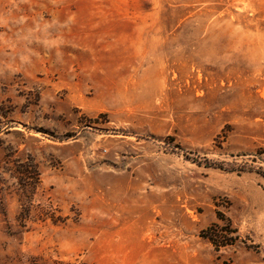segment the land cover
I'll use <instances>...</instances> for the list:
<instances>
[{
  "label": "rangeland",
  "instance_id": "374dc122",
  "mask_svg": "<svg viewBox=\"0 0 264 264\" xmlns=\"http://www.w3.org/2000/svg\"><path fill=\"white\" fill-rule=\"evenodd\" d=\"M261 174L264 0H0V264H264Z\"/></svg>",
  "mask_w": 264,
  "mask_h": 264
},
{
  "label": "trees",
  "instance_id": "16d2710c",
  "mask_svg": "<svg viewBox=\"0 0 264 264\" xmlns=\"http://www.w3.org/2000/svg\"><path fill=\"white\" fill-rule=\"evenodd\" d=\"M29 163H30L29 167H31L32 170H27L26 167L28 166V164L26 165L22 164L21 168L23 167L25 168L21 170L20 173H22V175H25L26 179L29 178V176H27V173L29 175L34 174L33 177L35 179H38V172L36 165L31 161ZM261 175L264 177V174ZM216 218L218 220L224 221L223 214L219 211H216ZM50 219L57 220L55 217H53V214L52 216H50ZM200 236L207 239L210 242V244L213 246V249L215 251H218L221 247L227 245H233L238 239L237 230L236 228L232 227L228 219L227 222H224L222 225H220L218 222L211 223L208 227H206L200 232Z\"/></svg>",
  "mask_w": 264,
  "mask_h": 264
}]
</instances>
